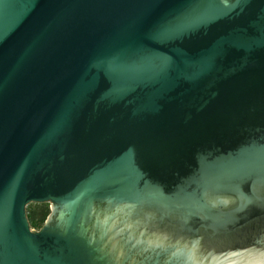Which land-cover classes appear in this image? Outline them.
<instances>
[{
  "label": "water",
  "instance_id": "95a60500",
  "mask_svg": "<svg viewBox=\"0 0 264 264\" xmlns=\"http://www.w3.org/2000/svg\"><path fill=\"white\" fill-rule=\"evenodd\" d=\"M0 264H264V0H0Z\"/></svg>",
  "mask_w": 264,
  "mask_h": 264
},
{
  "label": "flooded vegetation",
  "instance_id": "af4514ba",
  "mask_svg": "<svg viewBox=\"0 0 264 264\" xmlns=\"http://www.w3.org/2000/svg\"><path fill=\"white\" fill-rule=\"evenodd\" d=\"M135 210H136V215L134 217L138 219H142L145 212L151 215L152 220H150L149 223H147V226L150 228L151 235H153V232L155 231V225H156V224H153V222H155L154 219L156 218L155 216H157V212H153L152 210H149L148 208L141 207V206L136 207ZM153 214L155 216H153ZM164 221H165V224L163 225V227L165 230H167L166 231L167 235H170L169 238L166 239L169 245H172L175 243L184 245L189 250L193 251L194 254L200 253L201 251H206L209 248H211V247H208L209 245L211 246V243L207 242V240L202 239L200 237L196 238L195 236L191 235L190 233L185 232L184 230L181 231L177 223V220L174 216H170L168 217V219ZM215 254H218L217 249L215 250Z\"/></svg>",
  "mask_w": 264,
  "mask_h": 264
},
{
  "label": "trees",
  "instance_id": "16d2710c",
  "mask_svg": "<svg viewBox=\"0 0 264 264\" xmlns=\"http://www.w3.org/2000/svg\"><path fill=\"white\" fill-rule=\"evenodd\" d=\"M33 206L26 211L29 225L33 228H39L49 213V206L47 203H33Z\"/></svg>",
  "mask_w": 264,
  "mask_h": 264
},
{
  "label": "rangeland",
  "instance_id": "374dc122",
  "mask_svg": "<svg viewBox=\"0 0 264 264\" xmlns=\"http://www.w3.org/2000/svg\"><path fill=\"white\" fill-rule=\"evenodd\" d=\"M33 203H37V202H30V203H28L27 206H26V208H25V210L27 211L28 208L32 207L33 206L32 205ZM47 204L49 206V203H47ZM33 229H37V228H33Z\"/></svg>",
  "mask_w": 264,
  "mask_h": 264
}]
</instances>
